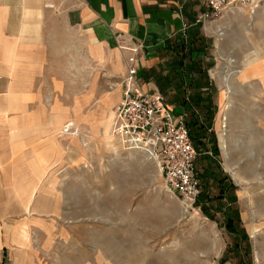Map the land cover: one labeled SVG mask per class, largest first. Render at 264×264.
Instances as JSON below:
<instances>
[{"label":"rangeland","instance_id":"1","mask_svg":"<svg viewBox=\"0 0 264 264\" xmlns=\"http://www.w3.org/2000/svg\"><path fill=\"white\" fill-rule=\"evenodd\" d=\"M233 9L199 23L208 44L197 54L214 88L211 126L217 161L235 186L232 200L225 195L218 209L211 203L213 219L198 205L185 210L153 158L103 133L121 72L109 76L100 64L98 80H90L94 64L78 65L71 72L85 102L78 116L68 112L59 132L66 155L45 183L54 201L30 226L27 250L4 252L0 264H264V0ZM203 164L196 159L200 190ZM210 194L217 195L215 186ZM226 205L239 217L237 223L233 212L225 214L229 229Z\"/></svg>","mask_w":264,"mask_h":264},{"label":"crops","instance_id":"2","mask_svg":"<svg viewBox=\"0 0 264 264\" xmlns=\"http://www.w3.org/2000/svg\"><path fill=\"white\" fill-rule=\"evenodd\" d=\"M203 10L200 0H0V260L4 252L27 250L30 226L54 201L45 183L66 155L59 132L68 112L78 116L85 102L82 81L71 71L94 64L95 80L102 64L109 76L117 70L122 76L129 53L119 45L133 42L143 44L139 71L155 67L162 49ZM140 81L142 89L157 90ZM93 90L91 84L86 93ZM67 96L75 97L71 106ZM109 116L110 109L103 133Z\"/></svg>","mask_w":264,"mask_h":264},{"label":"built area","instance_id":"3","mask_svg":"<svg viewBox=\"0 0 264 264\" xmlns=\"http://www.w3.org/2000/svg\"><path fill=\"white\" fill-rule=\"evenodd\" d=\"M200 2L205 10L198 14L195 23L204 25L238 5L252 7L253 0ZM142 46L140 42L120 46L129 54L121 79V95L113 107L110 132L124 149L141 151L153 158L165 188L180 200L185 210H190L201 191L195 173L197 152L182 110L168 104L158 90L142 89L136 63Z\"/></svg>","mask_w":264,"mask_h":264},{"label":"trees","instance_id":"4","mask_svg":"<svg viewBox=\"0 0 264 264\" xmlns=\"http://www.w3.org/2000/svg\"><path fill=\"white\" fill-rule=\"evenodd\" d=\"M199 28L200 24L194 23L184 33L170 40L161 52L165 61L159 62L155 67L140 70L139 78L144 82L152 81L163 98L166 97L168 104L182 110L190 141L197 152L196 159L204 163L201 173H197L201 177L202 190L195 205H198L207 217L213 219L209 211L210 204L216 202L218 209L221 206L219 201L225 198V195L227 199L232 200L235 186L217 161L219 151L211 126L215 114L214 88L207 81V65L203 63L202 57L197 56L199 52L205 51L208 43ZM211 186L217 188V195L211 196ZM225 207L224 217H227V212H233L238 223L236 210L228 208V205ZM230 222L229 216L225 218L228 229ZM237 245L235 242L234 248H237Z\"/></svg>","mask_w":264,"mask_h":264},{"label":"bare ground","instance_id":"5","mask_svg":"<svg viewBox=\"0 0 264 264\" xmlns=\"http://www.w3.org/2000/svg\"><path fill=\"white\" fill-rule=\"evenodd\" d=\"M221 33V32H220ZM219 35V34H218ZM219 113V112H218ZM111 117H112V114L110 113V116H109V119H108V121H107V127H109V130H110V124H111V122H110V120H111ZM108 129H106V131H105V133L107 132V134H108V137H110V131H109ZM250 171H251V168H250ZM249 170H247L245 173H249L250 172ZM232 176H234V172L232 171Z\"/></svg>","mask_w":264,"mask_h":264}]
</instances>
